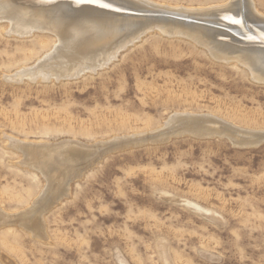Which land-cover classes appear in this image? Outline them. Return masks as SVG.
Listing matches in <instances>:
<instances>
[{"label": "rangeland", "instance_id": "obj_1", "mask_svg": "<svg viewBox=\"0 0 264 264\" xmlns=\"http://www.w3.org/2000/svg\"><path fill=\"white\" fill-rule=\"evenodd\" d=\"M14 1L38 22L72 14H57L59 5L45 0ZM150 1L183 9L231 1L234 14L253 18L244 0ZM251 2L264 15V0ZM234 14L220 21L240 33ZM92 17V37L104 30L108 47L138 26L125 21L118 32L126 33L113 36L108 30L119 18ZM11 29L0 20V264H264V139L240 145L224 135L156 136L177 116L264 132V82L246 66L217 61L191 39L156 28L95 72L44 81L41 75L56 73L43 61L56 36ZM22 142L57 148V155L37 168ZM27 211L32 219L21 220Z\"/></svg>", "mask_w": 264, "mask_h": 264}, {"label": "bare ground", "instance_id": "obj_2", "mask_svg": "<svg viewBox=\"0 0 264 264\" xmlns=\"http://www.w3.org/2000/svg\"><path fill=\"white\" fill-rule=\"evenodd\" d=\"M35 1L41 2L42 0H35ZM112 1H114L115 4H113L114 2L113 3L105 2L103 4V2L97 1L98 3L95 4V7H93L91 5H86L80 0H45V2L47 3L59 5L58 8H55V12H57V14L58 12H61V10L62 12L72 11V14L71 15L66 14L67 16H61L58 18L57 21L54 20L52 21L51 18H49L48 22H45L46 20L42 19L40 20V22H43V24H39L40 22H38L37 20L35 21L34 18L33 19L25 18L23 14H20V12L25 13L27 9H23L22 6L20 5L18 6L14 0H0V20L6 19L7 21H9L12 27L11 31H13V33H18L20 35L28 36L33 31L38 30L42 32L43 31L50 32L56 36L57 44L55 45L54 50L50 52L51 53L50 55H47L48 58L43 60L45 62L47 61L49 64L51 62L54 63L56 66H54L55 68L54 67L53 68L55 69L56 73L54 75L50 73L41 75L43 76L42 77L43 80L49 79L50 77L75 78L78 75L81 76L83 73L87 71L95 72L97 69L106 66L108 63H110V61H113V59L117 57V53H119V50L123 48L126 44L130 42L132 43V40H135L139 35L143 33L145 34L146 31H150L156 28L166 35L184 36L191 39L197 45L206 48L209 54L212 56V58L217 61H221L223 63L235 61V63L237 64L246 66V68L251 73L250 75L252 79L256 81L264 82V72L258 73L257 70L255 69V68H263L262 70H264V58H262L264 57V15L260 14L255 10V7L253 6L251 0H244L243 4L247 8L248 12L251 14V17H253L251 18L252 23L251 21L247 22L245 20L244 13L246 11L244 12V10H241L240 14L238 13L239 15L234 14L235 12L233 10L236 11V9L234 8L236 7V4H231L230 3L231 1L228 2L230 5L228 3H227L228 5L224 3L221 5H216L201 9H183L176 7L172 8L168 6L155 4L150 0H120L119 3L121 4H117L118 2L115 0ZM53 10L54 9L49 10V12H53ZM130 11H136L141 13L143 12L149 14L154 13L156 14V16L155 15H152L150 17L139 16L137 14H134L133 12L131 13ZM231 11H233L232 14L235 15V17L232 18V21L233 20L239 21V24L238 23L237 24L240 26L241 29L240 33H237L238 31L232 32L231 31L232 29L230 30L231 31L230 32L226 24L220 21L226 16L232 17V14L230 13ZM32 13L34 12L27 13V15H31ZM93 14L105 15L106 21H109V18L111 17L120 19L121 17L127 16L124 17L125 19H121V20L115 19L118 21H116L117 23L116 25H114V29L108 30L109 33L113 36H116L117 34L123 35V33H126V32H122L121 34V32L120 33L118 32V29L119 31L123 30L124 28L123 23L125 21L130 22L133 20L134 21L137 20L138 26L136 27L135 30H133L128 35H126V37L122 38L121 42L116 43L115 45L110 44V46L108 47L105 46L107 43H104L105 38H103V36L104 34H106L104 30H103L104 32L102 30L98 31V29L95 30L96 32L95 36L92 37L93 33L91 31L92 29L90 28L91 27L90 21L93 20L92 19ZM161 14L180 16L183 17L184 20H179L176 17H175L176 19H173L174 17L173 18L163 17V16L157 17V15H161ZM46 23L47 24L49 23L51 27L47 28L48 26ZM82 24H86V25L88 24V25L83 26ZM221 32L228 34L231 38H227L228 40H221V41L215 39H213L212 41L209 39H205V37L206 38L208 37V34L217 35L220 34ZM102 45H104L105 48L102 47ZM245 49L246 52L244 51ZM252 51H255V53L253 54ZM243 52L245 54H243ZM249 54L251 55L253 54V58L249 56ZM45 62L42 63L45 64ZM33 70L34 69H32V72L30 74L38 75L39 73H41V71L33 72ZM46 70L48 69L46 68ZM31 79H33V77ZM174 119L175 120L172 121L175 123L174 126L168 127L167 131H162L163 133L160 132L161 134L156 135L157 139H165L166 137L172 134L175 133L177 134V132L179 133L188 132L193 135L208 136V137L214 135H224L229 137L230 139H233L236 144H240V145L257 144L262 139H264L263 131H261L263 133H261L260 131L247 132L244 131L243 129L241 130L239 128L233 127L230 124L229 126L227 124L221 123L215 120L216 118L214 119L209 117H198V116H177V118ZM20 144H21L20 148L24 152L23 155H25L26 157L28 156L30 158L34 157L35 160L34 164L36 165L37 168H39V166L41 167V165L44 164L46 158L49 156L50 153L52 154L54 153V155H57L56 152L57 148H55L54 151H52V149H48L47 147H42V146H36V144L25 143V142L24 143L22 142ZM35 156L40 161H37ZM67 188H68L67 185H64L63 187L60 188L59 190L60 197L61 195L64 194V192H66ZM55 198H57V196ZM39 202L37 203L39 204ZM21 214H22L20 216V218L22 217L21 220L25 218L26 221L28 218L30 219V217L32 219V216L30 215L32 214V212L27 211ZM27 229L29 230V227H27Z\"/></svg>", "mask_w": 264, "mask_h": 264}, {"label": "snow or ice", "instance_id": "obj_3", "mask_svg": "<svg viewBox=\"0 0 264 264\" xmlns=\"http://www.w3.org/2000/svg\"><path fill=\"white\" fill-rule=\"evenodd\" d=\"M237 23H239V21H237Z\"/></svg>", "mask_w": 264, "mask_h": 264}]
</instances>
